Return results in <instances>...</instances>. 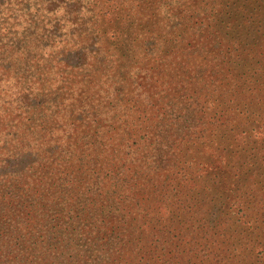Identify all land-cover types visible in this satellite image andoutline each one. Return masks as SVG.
<instances>
[{"label":"trees","instance_id":"1","mask_svg":"<svg viewBox=\"0 0 264 264\" xmlns=\"http://www.w3.org/2000/svg\"><path fill=\"white\" fill-rule=\"evenodd\" d=\"M254 263L264 0H0V264Z\"/></svg>","mask_w":264,"mask_h":264},{"label":"rangeland","instance_id":"2","mask_svg":"<svg viewBox=\"0 0 264 264\" xmlns=\"http://www.w3.org/2000/svg\"><path fill=\"white\" fill-rule=\"evenodd\" d=\"M239 110H240V108H238V112H239ZM248 110H250V109H248ZM253 110H255V109H253ZM204 112L207 113L208 109L205 108ZM251 112L246 111L245 113L242 114V116L238 115V118L240 117V118H242V120L245 119V118H248V119L251 118L252 121H253V123L251 124V127H252L255 124L254 119L256 117H253L251 115ZM214 114L217 115V116H224L223 119L221 120V126L222 125H227V126L229 125L228 119H227V117L229 118V114L227 115V113H221L220 110L218 112H216V110L212 111L211 115L214 116ZM238 128H239V131H240L241 127L239 125H238ZM231 132L232 131L228 130L227 138H226L227 140L229 139V136L231 135L230 134ZM243 139H244L243 135H241L240 138L238 139V150L240 148H242V146H245V141ZM227 140H226V142H227ZM229 150L230 149H227L226 151L229 153ZM194 154L195 153H191V155H193V156H194ZM197 155H199L200 159L204 160L205 156H202V154H197ZM189 157H190V154L186 153L184 158H182L184 166H186L188 164L189 160L187 158H189ZM248 168H250V169L238 170V186H240L241 189L243 188V183H244V180H245V176L251 175L252 171H255V169L253 170V168H251V166H248ZM204 187L205 186L192 188L190 193L193 196V201L197 202V205L202 204L201 209H202V212H204V213L205 212L215 211V210H213V208H214L213 204H215L216 202L218 203L219 201H224V200H222L221 197L219 196V194H218L219 192H215L214 194H212V189L209 190L208 187L207 188H204ZM239 193H240V190L238 188V194ZM238 201H239V199H238ZM251 208L252 207H249V206L245 205L243 203V201L238 203V231L241 230V229L242 230L245 229V226H247L246 217L243 216V212L245 211L247 213L248 209H251ZM202 212H201V214H202ZM244 232H245L246 235H248L250 233V229H245ZM238 233H240V232H238ZM247 242L250 243L251 241L248 239ZM251 243L255 244V240L253 239ZM244 245H240L241 248L238 249V252H242V249H243ZM251 246H255L256 248H261V246H259V245H251ZM256 257H255L254 260H256ZM254 264H257V263H254Z\"/></svg>","mask_w":264,"mask_h":264}]
</instances>
